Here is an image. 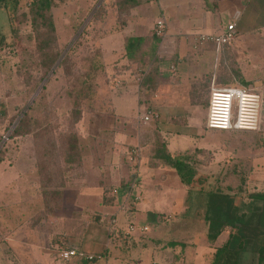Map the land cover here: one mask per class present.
Here are the masks:
<instances>
[{
	"label": "rangeland",
	"instance_id": "1",
	"mask_svg": "<svg viewBox=\"0 0 264 264\" xmlns=\"http://www.w3.org/2000/svg\"><path fill=\"white\" fill-rule=\"evenodd\" d=\"M118 1L52 0L55 38L48 35L43 21L35 17V0L0 2V38L4 37L0 49V214L4 213L9 219L15 215L18 219L15 222H21L16 227L21 228L20 231L12 232L5 230L0 220V262L2 260L3 264H28L30 261L29 250L26 253L23 248L30 232L25 224L32 220L28 211H34V206L39 208L38 218L41 221L45 213L39 182L47 178L39 175L43 177L40 178V172L55 171V176L47 182L51 189H56L61 187V182L71 186L76 180L91 179L83 171H120L123 186L131 183L130 187L134 188L130 199L126 200L130 188H121V192H117L116 188L121 185L120 176L108 182L103 196L106 203L119 196V204L126 200L125 205L134 206L137 198L144 199L151 194L149 188H142L141 192L138 187L141 186L140 179H144L141 175L138 180L140 167L146 169L153 165L159 169H155L152 175L153 184H161L164 189L161 195L166 200H172L173 207L168 209L172 216L162 218L164 222L170 221V227L159 228L165 224L155 221L156 213L153 212V217L146 214L135 224L126 223L125 232L113 228L111 236L118 234L116 238H124V243L127 241L129 245L136 246L138 264L142 261L145 264H163L161 259L155 262L154 254L152 259L153 250L161 254L163 249L160 250L151 240L161 237L166 243L178 241L185 244L168 247L172 250L168 255L172 259L169 264H210L216 245L222 243L229 229L224 231L216 244L210 243L204 217L205 205L193 206L189 213L186 212L190 185L183 183L176 169L164 159L157 158L156 162L150 159L154 149H163L165 143L168 144L167 138L173 127L183 135L176 133V139H171V151L176 154L192 153L198 147L215 153L211 163L192 162L200 175L208 176L202 184L206 191L228 193L238 206H246L244 209L248 210L252 207L249 193L264 190V0H254L252 7L249 6L250 0L239 2V8L245 13L244 29L241 38L236 36L226 46L228 53L213 49L211 60L206 53H200L201 49L188 56L183 53L167 56L160 83L154 91L159 95L155 94V100L146 99L141 103L139 77L143 65L127 59L123 46L120 47L129 11L120 13ZM145 13L144 8L142 14ZM230 13H224L222 17L216 13L214 21H219V26L221 19L224 23L228 22ZM153 14L155 20L161 16L158 8H154ZM156 27L155 24L152 32L145 36L148 39L147 52L153 45L152 36H158ZM139 32L143 35L147 31ZM202 44L198 41L196 48L202 47ZM110 50L115 52L112 56L108 54ZM221 57H225L227 68L235 63L240 70V77L235 75L236 79L233 77L230 84L215 80L216 73L222 70ZM54 58L57 61L48 69L49 59ZM192 61L194 63H190ZM91 62L98 68L92 81L97 94L91 103L83 104L82 116L75 120L70 91L80 87L83 75L91 69ZM159 67L162 71L160 64ZM214 85L240 88L255 99V105L248 114L249 120L243 121L245 127L226 131L209 128L210 92ZM124 91L127 93L122 96ZM177 93L179 109L169 111L163 99L174 101L176 97L173 96ZM151 107L158 111L159 118L145 122L142 114ZM19 126L24 132H16ZM71 134L77 137L73 148L67 142ZM5 171H21L13 190L5 187L13 184V178L6 177ZM197 188L195 191H198ZM37 191L38 196L35 197ZM95 204L92 209H102V203ZM19 209L22 212L17 213ZM59 211L62 212L60 206L54 208L50 215ZM18 216H21L20 221ZM13 224L10 221L8 227ZM35 229L39 245L45 247L47 230L44 224L38 222ZM55 235H61L70 242L65 233ZM143 241H149L151 246L146 249ZM139 242L142 244L137 247ZM54 245L47 247L46 244L44 250L56 255ZM102 259L101 255L96 260L105 264ZM62 261L70 264L79 260ZM243 264H256V256L247 255Z\"/></svg>",
	"mask_w": 264,
	"mask_h": 264
},
{
	"label": "crops",
	"instance_id": "2",
	"mask_svg": "<svg viewBox=\"0 0 264 264\" xmlns=\"http://www.w3.org/2000/svg\"><path fill=\"white\" fill-rule=\"evenodd\" d=\"M240 1L241 0H138L137 4L133 8H131V12H128L127 14L129 20L125 22L126 26L122 30L124 40L120 44V47L123 46V48H125V39L130 36H147L149 32H152L155 24L157 25V22L159 20H163L166 23V37L161 42L158 50L159 60L157 63L162 67V71H160V77H162L163 68L166 65V57L171 54L177 55L183 53L188 56V54H195L196 51L198 52V50L201 49L200 53H206V57L211 60L210 56L213 52L212 46L203 43L202 47L196 48V45L198 46L196 36L198 33H221L229 23L235 21L236 36H238V39L241 38L244 29L242 25L245 13L239 8ZM254 3V0H250L249 6L252 7ZM144 8L146 10V13L142 14V9ZM154 8H158L161 13V16L156 20L153 14ZM229 10H231V13ZM216 13L219 17H222L221 15L224 13H230V16L228 18L229 21L224 23L221 19V23L219 26V21H214L217 17ZM143 22L144 25H141V23ZM142 30L147 31L145 32L146 34L141 35V32L139 31ZM192 37H194V39H192ZM209 46H211V48H209ZM114 53L115 52H113V50H110L108 54H111L110 56H112V54ZM183 62L185 63V61ZM190 63L194 62L192 61ZM126 93L127 91H124L121 94L123 96ZM156 95L158 96L159 94L156 93ZM117 97L122 98L121 96ZM173 97H176L174 101H171V98L163 99L166 101V106H169V111L179 109V106L176 103L179 100V93L175 94ZM158 101L162 102V100ZM114 103L116 106V101ZM115 110L118 114L119 112L117 111V108ZM180 110L182 111L183 109L180 107ZM173 128L174 129H172L170 137L167 138V146L169 151L172 154H175L176 152L171 151L169 148L170 141L174 137V139H176V133H178L179 136H182L183 134L179 129L176 130L175 127ZM172 144L173 146H175V141H173ZM150 159L154 160L155 162L157 161V158H154L153 156L150 157ZM140 168L141 169L138 172V180L139 178H141V175L144 176V179H140L141 183L139 184H141V186L138 187L141 189V192L142 188H149L148 190L151 191V194L149 197H146L144 199H142V197L137 198V201L133 203L134 206H130L128 204L125 205V201L130 199L132 195L133 191L131 190L133 187H130V182V184L123 186L124 181L120 171H83L88 177H91V179L87 178L76 180L75 184H71V186L65 184L62 187L65 190L64 201L60 206L62 212H56V214H53V216H47L44 213L42 221L40 220V222L44 224L47 230V235H44L45 247H41L39 245V236L36 233V229L34 230L35 225L39 222V220H35L34 218L36 217V206H34V211L33 209L32 211H28V214L31 217L30 219L32 220L25 224V226L29 227L30 232L27 234L28 237L26 240V244L23 245L26 253L27 250H29L27 255H31L28 264H68L66 261H62L65 259L60 257L59 250H57L55 245L53 247H55L56 255H52L50 252L44 250L54 244L51 239L56 233H65L66 235H68L70 240V242H68L71 247H79L83 251V253L86 254L80 257H73L74 260L79 261L70 264H102L101 262H99V260H96L97 257L101 255L103 258L102 260H105V264H118V262L120 261H122L123 264H138L140 260H138V252L135 251L136 246L129 245L127 241L126 243H124V240L122 241V239L124 238H116L118 234H115L112 237L111 235L114 231L113 228H115L117 231L122 230L125 232L127 227L125 228L124 226H127L131 223H137L138 218L144 217V215L146 214H150V217H153V212H155V221L159 222L160 225L165 224L162 226L158 225L159 228L166 229L170 227V225H168L170 221L164 222L162 218L170 215L172 216V214L168 212V209L172 206V200H166L165 197L161 195L162 191L164 190L161 184H153L152 182V175L154 174L155 169H159L154 167V165L152 167H146V169L144 167L142 168V166ZM5 172L6 177L13 178V184H8L5 187L9 186L8 189L12 188L13 190L15 188L14 186L18 184L16 180L18 179V175H20L21 171ZM118 176H120L119 182L121 185L116 188L117 192L120 191L121 188H126L127 190L128 188H130V191L129 193L127 192L128 194L124 203L122 202L119 204V201H117V199L119 200L120 198L116 195L113 196H116L117 198H114L112 202L106 203L103 196V189H105L109 181H115ZM160 177L164 178L163 175H161ZM60 185H63L62 182L60 183ZM135 185L137 186L136 183L134 184V186ZM18 187H20V185H18ZM36 196H38V191L35 197ZM37 201L39 202V197H37ZM95 203H102V205H100L102 206V209H92ZM19 211L21 210L19 209L17 213ZM18 217L20 221L21 216ZM112 218H115V224H112V222H110V219L112 220ZM0 220H2V226L7 231L19 232L21 229L16 228L21 225V222H15L16 220H18L17 218H15V215L14 217L9 219L5 216L4 213H1ZM10 221L14 222L15 225L13 224L14 226L11 225L8 227V225H10ZM40 227L41 226H39L38 229ZM161 238L155 240L154 238H152L151 240L160 248V250L163 249V253L161 254L153 250L152 259L154 254L155 262L161 259L160 261H162L163 264H169L170 262H172V259L168 257V255L172 250H170L168 247L173 248V246L167 245V243H170L171 241H168L166 243ZM114 240H116V242H114ZM58 243L62 247H70L69 245L61 241ZM142 243L144 245L146 244V249H148V246H151L149 241H143ZM142 243L139 242L137 244V247L141 246ZM151 249L155 248L151 247ZM134 251L135 253H137V256L135 255ZM89 254L95 255L96 259H94L93 261L88 260L86 256ZM57 257L59 259H56ZM122 259L125 260L123 261ZM0 264H3L2 260ZM142 264L145 263L142 261Z\"/></svg>",
	"mask_w": 264,
	"mask_h": 264
},
{
	"label": "trees",
	"instance_id": "3",
	"mask_svg": "<svg viewBox=\"0 0 264 264\" xmlns=\"http://www.w3.org/2000/svg\"><path fill=\"white\" fill-rule=\"evenodd\" d=\"M6 1L7 0H0V2L3 3ZM137 2L138 0H119L120 13L123 14V12H130L131 8H133ZM33 10L35 12V17H39L37 19L43 21V26L48 28V35L54 37L56 27L52 14V0H35ZM37 23L40 24V22ZM147 40L148 39L145 36H130L125 39L124 55L126 58L133 63H140L143 65V70L139 77L140 103L144 100V102H146V99L152 101L156 94L154 91H156V87L160 83V67L157 62L159 60L158 50L163 41V37L159 35L152 36L153 45L149 52L145 50ZM3 44L4 37H1L0 49ZM205 44H211L214 51H216V45L214 43L207 41ZM226 46L223 48L224 53H228L229 51L226 50ZM57 56H59V53ZM57 58L49 59L50 64L48 65V69L53 67ZM225 61V57H221L220 63L222 70L216 73L215 80L218 83L230 84L233 82V77H235V75L240 77L241 73L240 70H237L235 63H233L231 68H227ZM89 67L91 69L83 75L81 82L79 81L80 87L76 86V88L74 87L70 91V94L73 97L72 115L75 117V120L81 118L83 104L91 103L94 96L97 94V88L92 81L95 80L98 68L94 66L92 62ZM210 78H212L211 75ZM242 81L244 84H248L245 80ZM149 110L158 113V111L152 107ZM158 118L159 113L158 117L155 119ZM23 123L24 122L21 121L20 124L23 126ZM213 130L226 131L233 129ZM16 132H24V129L19 126ZM76 138L77 137L74 134L70 135V140L68 139L67 142H70L71 148L76 145ZM194 149L195 150L192 153L186 152L172 154L168 151V146L165 143L163 149H154L153 157L164 159L170 163L176 169L181 181L190 185L187 190L186 202H188V207L186 212L189 213L193 206L196 207L198 205L197 207H200L205 205L204 217L208 225L207 237L210 243L216 244V242L222 238L224 231L229 229V232L222 243L216 245L213 259L210 264H243L244 258L251 254L256 256V264H264V190L249 193L248 198L250 199V202H252V207H249L248 210L244 209L246 206H238L234 202V198L228 193L222 191H206L202 184L206 181L208 176L200 175L197 168L192 165V162L197 164L199 162L203 164L211 163L215 157V153L206 148L196 147ZM54 173L55 171H42L38 174V176L45 175L44 177L47 178L45 181L42 180L39 182V186L42 190V207H45L44 211L46 215H50L52 213L51 211H53L54 208L61 206L64 201L65 190L62 188L64 185H61V187L56 189H51L47 182L55 176ZM195 188H197L198 191H195ZM233 195L235 196L237 194L233 193ZM36 211L38 212L39 208H36ZM37 212L35 214L36 217L34 218L40 222V218H38L40 213ZM52 238L55 246L57 244L60 245L58 243L60 241L69 245L68 240L62 238L61 235H55ZM168 245L175 247L177 245L184 246L185 244L178 241H171ZM69 246L70 247L66 248H71V245Z\"/></svg>",
	"mask_w": 264,
	"mask_h": 264
},
{
	"label": "built area",
	"instance_id": "4",
	"mask_svg": "<svg viewBox=\"0 0 264 264\" xmlns=\"http://www.w3.org/2000/svg\"><path fill=\"white\" fill-rule=\"evenodd\" d=\"M157 34L166 37V23L163 20L157 22ZM236 37V22L233 21L227 25V27L221 33H198L196 36L197 41L212 42L216 45L217 52H221L223 48L231 44ZM210 104L207 123L210 128L213 129H239L245 126V121L241 114L242 97L241 94L246 92L240 88L233 87H218L213 86L210 92ZM158 117V113L148 110L142 114V120L149 122ZM245 118V117H244ZM115 220H112L114 223ZM147 228V227H146ZM59 250V255L65 260H70L73 257H80L86 255L79 247L66 248L60 245H56ZM86 258L90 261L96 259L95 255L89 254Z\"/></svg>",
	"mask_w": 264,
	"mask_h": 264
},
{
	"label": "bare ground",
	"instance_id": "5",
	"mask_svg": "<svg viewBox=\"0 0 264 264\" xmlns=\"http://www.w3.org/2000/svg\"><path fill=\"white\" fill-rule=\"evenodd\" d=\"M240 96L242 97L241 99H243L242 100L243 104L241 105L242 106L241 113H244V114H241V115H242L243 119L247 121V120H249V117H248L249 115L248 114L251 113L250 111L255 105V99L252 98V97H249L250 94H247V93L246 94H241Z\"/></svg>",
	"mask_w": 264,
	"mask_h": 264
}]
</instances>
